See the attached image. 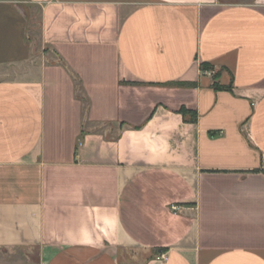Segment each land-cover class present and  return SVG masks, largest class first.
<instances>
[{
  "label": "crops",
  "instance_id": "obj_1",
  "mask_svg": "<svg viewBox=\"0 0 264 264\" xmlns=\"http://www.w3.org/2000/svg\"><path fill=\"white\" fill-rule=\"evenodd\" d=\"M5 66L0 250L264 264V0H0Z\"/></svg>",
  "mask_w": 264,
  "mask_h": 264
},
{
  "label": "rangeland",
  "instance_id": "obj_2",
  "mask_svg": "<svg viewBox=\"0 0 264 264\" xmlns=\"http://www.w3.org/2000/svg\"><path fill=\"white\" fill-rule=\"evenodd\" d=\"M37 60H34L36 63ZM21 68H15L11 66L0 67V78L8 77L15 78L22 73ZM28 252L24 251H11L0 250V264H34L32 260L34 258ZM25 260V262H23Z\"/></svg>",
  "mask_w": 264,
  "mask_h": 264
},
{
  "label": "trees",
  "instance_id": "obj_3",
  "mask_svg": "<svg viewBox=\"0 0 264 264\" xmlns=\"http://www.w3.org/2000/svg\"><path fill=\"white\" fill-rule=\"evenodd\" d=\"M201 68L202 69H209L210 68V66L208 65V64H206V63H202L201 64ZM217 87V86H216ZM219 88H220V86H219ZM179 112L182 114V116L184 117L185 116V114H186V112H187V110L184 108V107H182L180 110H179ZM196 119V115H195V113L193 112L192 113V118H190V120L191 121H194Z\"/></svg>",
  "mask_w": 264,
  "mask_h": 264
},
{
  "label": "built area",
  "instance_id": "obj_4",
  "mask_svg": "<svg viewBox=\"0 0 264 264\" xmlns=\"http://www.w3.org/2000/svg\"><path fill=\"white\" fill-rule=\"evenodd\" d=\"M171 208H172V210H175L176 211L179 208V206L178 205H172ZM162 257H164L163 254L157 255V258H162Z\"/></svg>",
  "mask_w": 264,
  "mask_h": 264
}]
</instances>
